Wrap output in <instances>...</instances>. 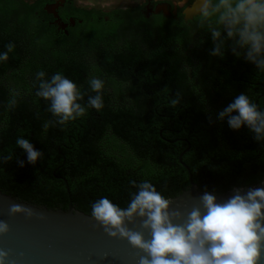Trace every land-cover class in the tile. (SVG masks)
I'll list each match as a JSON object with an SVG mask.
<instances>
[{
  "label": "trees",
  "instance_id": "trees-1",
  "mask_svg": "<svg viewBox=\"0 0 264 264\" xmlns=\"http://www.w3.org/2000/svg\"><path fill=\"white\" fill-rule=\"evenodd\" d=\"M43 4L0 0V53L15 45L0 61V156L13 153L0 163L2 193L90 215L101 197L126 207L136 191L130 180H148L169 199L190 180L216 195L264 181V142L218 118L241 93L264 111V72L227 49L223 58L211 57L210 34L196 19L145 20L118 10L106 21L97 9L76 8L81 23L64 35L48 24ZM41 70L46 78L61 72L87 95H95L89 78L102 79L105 107L45 130L53 117L35 95ZM12 89L19 97L9 110ZM177 92L180 103L173 107ZM18 137L44 154L35 165L18 148Z\"/></svg>",
  "mask_w": 264,
  "mask_h": 264
},
{
  "label": "clouds",
  "instance_id": "clouds-1",
  "mask_svg": "<svg viewBox=\"0 0 264 264\" xmlns=\"http://www.w3.org/2000/svg\"><path fill=\"white\" fill-rule=\"evenodd\" d=\"M183 13L187 18L194 17L198 27L210 34L211 57L223 58L227 49L233 56L254 65L257 71L264 72V0H194ZM5 47L6 51L0 53V61L4 62L15 45L9 43ZM36 80L35 95L48 102L47 111L53 117L43 125L45 130L75 122L89 108L101 111L105 107L104 81L95 76L88 80L90 91L95 95L82 92L59 71L50 78H46L43 70L38 71ZM86 95L87 101L83 103ZM180 96L177 92L176 98L171 99L173 107L180 103ZM18 97L19 93L12 89L7 102L9 110L17 106ZM218 118L226 119L234 131L247 127L256 142H264V111L245 93L234 97L218 113ZM16 144L26 154L29 164L35 165L43 158L44 154L35 150L28 139L18 137ZM12 159L13 153L0 156V163ZM17 163L24 166L18 158ZM129 183L136 191L131 193L126 207L101 197L90 205V216L108 237L126 240L138 250L141 253L138 264H264V187L249 188L244 194L242 189H237L223 202H217L214 194L205 191L199 197V204L185 215L172 210L173 201L158 192L150 181L130 180ZM8 214L22 215L29 220L46 219L18 203L9 205ZM137 218L142 231L128 227ZM10 231L9 224L0 220V237ZM145 232L150 234V239H145ZM0 264H15L10 260V252L2 248Z\"/></svg>",
  "mask_w": 264,
  "mask_h": 264
},
{
  "label": "water",
  "instance_id": "water-1",
  "mask_svg": "<svg viewBox=\"0 0 264 264\" xmlns=\"http://www.w3.org/2000/svg\"><path fill=\"white\" fill-rule=\"evenodd\" d=\"M55 8L56 5L44 6L45 12L58 20ZM161 10L163 16H169L164 6L156 7L154 13L159 14ZM193 18L184 16V21ZM64 28L65 26L61 27L62 30ZM257 187H264V181L252 187L234 188L228 193L214 195L217 202H223L237 189H242L241 194H244L249 188ZM203 193L190 180L188 188L171 199V209L186 215L193 206L199 204V197ZM13 203L30 207L37 216L43 215L46 219L42 221L33 217L29 220L22 215L11 217L8 207ZM0 220L7 222L11 229L7 236L0 237V248L10 252V260L15 264H138L141 255L128 241L108 237L89 214L75 209L72 205L65 210L49 209L18 200L0 191ZM140 223L137 218L136 223L129 224L128 227L134 231H142ZM144 236L145 239L151 238L147 232Z\"/></svg>",
  "mask_w": 264,
  "mask_h": 264
},
{
  "label": "flooded vegetation",
  "instance_id": "flooded-vegetation-1",
  "mask_svg": "<svg viewBox=\"0 0 264 264\" xmlns=\"http://www.w3.org/2000/svg\"><path fill=\"white\" fill-rule=\"evenodd\" d=\"M42 1H44V4L42 6L43 9L44 6L46 5H56L55 12L58 16V20H56L51 14L46 13V16L49 17V19H47L48 24L54 27L57 32H61L64 35H68L70 28L75 27L77 23H81V20L77 19V17L75 16L76 12L73 10L69 0H42ZM193 2L194 0H186L184 3L182 4L179 3L177 5L171 0H162V1L144 0L143 3L135 4L133 6L131 5L130 7L127 8L115 7L110 11L107 12L101 11V12L107 15L104 18L106 21L108 20L109 14H113V16H116L118 14L117 13L118 10L121 11L128 10L134 16L142 17L145 20H149L153 17L160 16L162 18L169 19L171 21H176V22L182 21L185 24H189L192 21H194L195 18H193L192 20L184 21L183 10L188 6H190ZM158 6H162V7L164 6L165 9L168 11L169 16H163L162 10L159 12V14H155L154 11ZM71 21H74L73 25L71 24ZM62 26H65L64 30L61 29ZM64 31L67 32V34H65Z\"/></svg>",
  "mask_w": 264,
  "mask_h": 264
},
{
  "label": "rangeland",
  "instance_id": "rangeland-1",
  "mask_svg": "<svg viewBox=\"0 0 264 264\" xmlns=\"http://www.w3.org/2000/svg\"><path fill=\"white\" fill-rule=\"evenodd\" d=\"M29 5H33L35 1L38 0H25ZM155 1H162V0H155ZM172 2L176 3L177 5L180 3H184L186 0H171ZM73 10L76 8H87V9H97L99 11H110L115 7H130L131 5L143 3L144 0H69ZM191 38H196L197 33L196 30L190 31ZM192 45V44H191Z\"/></svg>",
  "mask_w": 264,
  "mask_h": 264
}]
</instances>
